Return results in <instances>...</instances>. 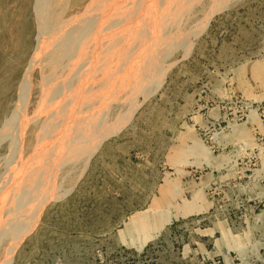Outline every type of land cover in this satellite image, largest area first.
<instances>
[{
  "label": "rangeland",
  "instance_id": "374dc122",
  "mask_svg": "<svg viewBox=\"0 0 264 264\" xmlns=\"http://www.w3.org/2000/svg\"><path fill=\"white\" fill-rule=\"evenodd\" d=\"M0 264H264V0H0Z\"/></svg>",
  "mask_w": 264,
  "mask_h": 264
},
{
  "label": "bare ground",
  "instance_id": "6f19581e",
  "mask_svg": "<svg viewBox=\"0 0 264 264\" xmlns=\"http://www.w3.org/2000/svg\"><path fill=\"white\" fill-rule=\"evenodd\" d=\"M38 1V0H37ZM45 1V0H44ZM48 1V0H47ZM101 1V0H100ZM104 1V0H103ZM40 2V1H39ZM99 2V1H98ZM108 2V1H107ZM110 2V1H109ZM43 4H44V2H43ZM54 4V3H53ZM90 4V3H89ZM49 5V4H48ZM93 5V4H92ZM44 6V5H43ZM98 6H99V4H98ZM53 7V6H52ZM67 7V6H66ZM87 7H89V6H87ZM47 8V7H46ZM126 8V7H125ZM44 9V8H43ZM86 9V8H85ZM40 10H41V8H40ZM84 13V12H83ZM114 13V12H113ZM36 14V13H35ZM45 14V13H44ZM101 14V13H100ZM99 14V15H100ZM62 15H63V13H62ZM43 16V15H42ZM41 17V16H40ZM76 17V16H75ZM94 17H95V15H94ZM58 19V18H57ZM92 19V18H91ZM39 20V19H38ZM48 21V20H47ZM47 21H45V22H47ZM54 21V20H53ZM69 23V22H68ZM68 23H67V25H68ZM92 23V22H91ZM38 24H40V23H38ZM42 24V23H41ZM44 24V23H43ZM42 24V25H43ZM77 24V23H76ZM75 24V25H76ZM87 25V24H86ZM41 26V25H40ZM65 26V25H64ZM40 28V27H39ZM67 28H70V27H67ZM66 28V29H67ZM57 30V29H56ZM68 30V29H67ZM85 30V29H84ZM81 31V30H80ZM97 31V30H96ZM58 32V31H57ZM63 33V32H62ZM74 33V32H73ZM51 36V35H50ZM53 36V35H52ZM62 36V35H61ZM50 38V37H49ZM64 38V37H63ZM73 38V37H72ZM51 39V38H50ZM62 42V41H61ZM98 42V41H97ZM96 42V43H97ZM44 44V43H43ZM63 44V43H62ZM60 45V44H59ZM62 50V49H61ZM65 51V50H64ZM49 52V51H48ZM51 53V52H50ZM35 54V53H34ZM48 54V53H47ZM62 58V57H61ZM66 58V57H65ZM67 59V58H66ZM79 59V58H78ZM33 60V59H32ZM63 60V59H62ZM31 61V60H30ZM31 63V62H30ZM33 64V63H32ZM45 64V63H44ZM43 64V65H44ZM29 65V64H28ZM33 66V65H32ZM46 66H48V65H46ZM60 66V65H59ZM29 67V66H28ZM55 67V66H54ZM27 74V73H26ZM46 77V76H45ZM47 79V78H46ZM23 94V93H22ZM46 94V93H45ZM26 95V94H25ZM53 101V100H52ZM23 104V103H22ZM51 104V103H50ZM63 104V103H62ZM77 104V103H76ZM17 105V104H16ZM48 105V104H47ZM36 106V105H35ZM27 107V106H26ZM46 107V106H45ZM51 107V106H50ZM75 107V106H74ZM80 107V106H79ZM42 108V107H41ZM56 110V109H55ZM52 112H53V110H52ZM52 122V121H51ZM52 126V125H51ZM50 130V129H49ZM54 136V135H53ZM52 136V137H53ZM13 150V149H12ZM5 181V180H4ZM8 185V184H7Z\"/></svg>",
  "mask_w": 264,
  "mask_h": 264
}]
</instances>
